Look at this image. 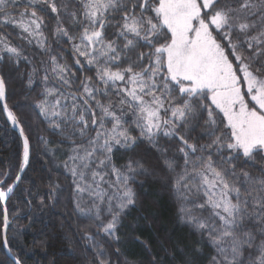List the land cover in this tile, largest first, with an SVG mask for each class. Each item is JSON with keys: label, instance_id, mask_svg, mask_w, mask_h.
Returning a JSON list of instances; mask_svg holds the SVG:
<instances>
[{"label": "snow or ice", "instance_id": "1", "mask_svg": "<svg viewBox=\"0 0 264 264\" xmlns=\"http://www.w3.org/2000/svg\"><path fill=\"white\" fill-rule=\"evenodd\" d=\"M17 81L23 102L10 103ZM0 119L19 139L0 170V264H28L10 231L65 191L50 180L17 195L38 153L59 159L67 216L87 222L73 232L84 264H121L113 245L147 211L146 184L189 239L135 237L139 264H264V0H0Z\"/></svg>", "mask_w": 264, "mask_h": 264}, {"label": "trees", "instance_id": "2", "mask_svg": "<svg viewBox=\"0 0 264 264\" xmlns=\"http://www.w3.org/2000/svg\"><path fill=\"white\" fill-rule=\"evenodd\" d=\"M13 41L19 43L15 33ZM16 87L18 94L10 103L23 102V97L19 92L25 90L24 85L17 81ZM19 114L31 125L34 138L37 134L46 135L43 131L45 125L30 109L22 108L19 110ZM18 144V134L0 119V170H8L15 165ZM48 161L49 157L37 154L33 170L26 172V178L19 185L21 191H18L17 195L26 197L29 189L33 193L39 190L43 194L47 191L51 180L61 183L65 189L60 203L55 207H45L42 211L34 210L37 213V219L31 226H28L27 219H20L17 223L23 231L17 236L16 230L13 229L10 231L9 237L11 239L16 236V239L12 241L13 244L24 246L28 264H51L53 259L57 264H84L85 256L91 259V254L84 248L87 242L79 239V234L73 236V232L76 230L87 231V222L81 221L75 215L67 216L71 212V207H66L68 204V180L63 169L58 167L59 159L54 158L51 163ZM118 162H123V158L119 154ZM140 191L146 193L143 196V202L147 211H133L128 218L127 225L121 229L123 242L113 245L120 247L123 253L120 258L121 264L124 260L135 262V264L146 261L147 254L142 246L135 242V237L147 241L152 248H158L157 242L170 246L166 243V238H170L172 244L189 239L187 228L178 223L175 218V207L167 192L159 189L158 186H149L148 184ZM13 199L15 200L16 197ZM145 216L149 218L139 219L137 224L136 218ZM134 228L135 230H133ZM65 237H69L72 242L69 243ZM44 241H47L46 248L42 244ZM3 258L4 253L0 251V259Z\"/></svg>", "mask_w": 264, "mask_h": 264}, {"label": "water", "instance_id": "3", "mask_svg": "<svg viewBox=\"0 0 264 264\" xmlns=\"http://www.w3.org/2000/svg\"><path fill=\"white\" fill-rule=\"evenodd\" d=\"M13 129V128H12ZM16 133H17V131L15 130V129H13ZM18 134V133H17Z\"/></svg>", "mask_w": 264, "mask_h": 264}]
</instances>
